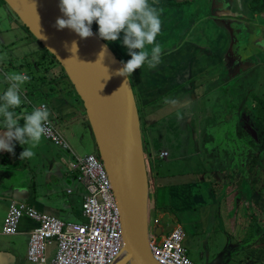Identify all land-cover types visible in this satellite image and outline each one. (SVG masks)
I'll return each instance as SVG.
<instances>
[{
    "label": "crops",
    "instance_id": "0c3cea01",
    "mask_svg": "<svg viewBox=\"0 0 264 264\" xmlns=\"http://www.w3.org/2000/svg\"><path fill=\"white\" fill-rule=\"evenodd\" d=\"M149 3L158 10L162 21L161 32L156 38V43L161 46V62L153 69L145 65L129 78L140 117L147 164L150 169L155 168L150 170L151 178L149 174L150 212L157 210L170 217L166 226L168 233L174 228L171 226L172 221L174 226L181 227L184 224H196L199 219L195 213L210 206V199L213 203L212 195L215 196V193L205 190L211 185L210 181H206V162L211 159L207 152L213 154L219 150L221 153L223 149L219 142L210 139L211 134L207 130L210 125L204 121L212 115L211 121L223 124L226 121L223 113L231 108L232 101L239 98L236 96L237 90L232 87L247 77L254 67L252 61L255 62V57L258 59L257 65H264V0H149ZM92 29L98 34L99 25L94 23ZM122 40L123 33L120 41L105 42L126 63L131 57L122 45ZM150 49L151 46H148ZM14 65L20 68L15 61ZM37 65L36 71L41 73L39 77L43 82L52 84L58 79L52 77L47 81V70L42 71ZM239 65L242 68L239 73H235ZM0 68L3 69L2 64ZM50 71L55 75L53 70ZM36 85L41 90L40 81ZM8 87L9 81L0 78V95ZM65 87L72 101H67L63 95L67 93L66 90L59 91V95L50 102L41 104L49 105V118L56 127L59 123L63 127L72 123L73 129L78 121L74 117L70 119V115L79 112L80 120L86 116L78 97L72 96L70 87ZM26 94L28 97V92ZM13 111L20 117L21 126L24 123L23 116L31 113L30 107L24 102ZM65 118L70 122H64ZM210 124L215 126L212 122ZM4 131L3 118L0 117V133ZM231 139H228L231 144L229 152L236 157L237 138L231 135ZM23 150L17 142L15 155L0 152V264H33L27 258V251L30 234L36 223L25 217L20 222L17 235L3 234L12 201L26 203L41 213L67 220V223L84 221L82 204L85 189L77 181L76 173L70 170L69 162L60 161L58 165L53 160L43 161L44 169L35 172L29 159H20ZM162 152L168 153L164 159L159 156ZM34 164L38 167L37 162ZM159 217L155 218L163 225ZM219 218L223 234L239 240L238 247L244 249L247 245L241 241L247 238L245 235L251 226H247L246 231L240 234L237 228L231 236L228 233L235 230L232 217H228L230 221L225 224L221 220L226 217ZM250 234L254 239L248 243L249 249L240 262L248 263L252 257H263L260 250L258 253L255 251L264 248L263 232L260 230L256 237L251 228ZM198 253V257L202 258L203 254L200 251Z\"/></svg>",
    "mask_w": 264,
    "mask_h": 264
},
{
    "label": "rangeland",
    "instance_id": "374dc122",
    "mask_svg": "<svg viewBox=\"0 0 264 264\" xmlns=\"http://www.w3.org/2000/svg\"><path fill=\"white\" fill-rule=\"evenodd\" d=\"M1 2L3 3V1H0V66L2 64L3 69L0 68V78L6 81L7 73L29 74L28 76L30 77V80L23 84L25 88L23 86L21 87L25 105H28V100H31L34 101V104L40 106L42 102H50V100L56 98V96L59 95V91L65 92L66 90L67 93H64L63 95L67 98V101H72L73 99H70L71 95L69 96V91L65 86H68V88L70 87V89H72V87L70 86L62 67L56 64L50 65V63L53 64V60L48 55H45L41 44L33 37H30L14 12L6 6V4H1ZM14 24H16L17 27ZM254 60L256 63L252 61L254 67H252L247 73V77L245 76L242 80L240 79L236 82V87H232L237 90L238 95L236 96H239V98L237 101H232L231 108L225 110L223 113L225 114L226 121H224L223 124H219V122L215 120L211 121L212 115L207 117L204 121L205 124L210 125L209 129H207L209 134H211L210 139L219 142L223 151L220 153V151L217 150L213 154L209 151L207 152V156L211 157V159H207L208 162H206V171L208 170L206 173V181H210L211 185L205 190L206 192L215 193V196L211 194L213 203L212 199L208 196L210 199L208 204H210V206L195 213V216L199 221L196 224H190V226L186 224L182 225L184 228L182 229L185 233L183 247L187 251L188 258L194 264H264V257L255 259L252 257L248 263L240 262V259L244 257L245 251L249 249L248 243L254 239L250 237L251 228L254 229L256 237L260 230L264 235V198L253 193L255 191L253 180L252 183H250V180L246 179L247 181L245 180L239 184V181L242 180L240 175L243 173L244 169L235 168L238 166L243 167L245 165V163H242L238 154L239 147L242 146L243 149H249V144L245 141L248 137L246 133L251 131L250 127L252 133L255 131L254 120H251L249 116V114H255L253 108L254 100L256 98L264 101V65H257L258 59L256 57ZM14 61L20 65V68L15 67ZM35 62L39 65L42 64L40 66L42 71L47 69V77H45L47 81L52 77H58V79L52 84L43 82L39 77V74L41 73L36 71ZM49 68L55 72V75ZM241 68L242 66L239 65L235 73H239ZM246 78H248L247 82ZM37 81H40L41 90L37 89ZM27 92L28 97L26 94ZM71 92L72 96H74L75 92L73 89ZM245 100L246 103H244ZM234 110H236V112ZM78 113L79 112H76L73 115H70V119L73 120L74 117V120L78 121L73 125V129L71 127L72 123H69V126L66 127H63L62 123H59L57 128L70 146L71 151L78 157L83 158L89 154L98 155L96 144L92 138L90 128L88 127L87 118H82V120H80L81 117H79ZM64 122H70V120L65 118ZM211 122L213 125L215 124V126H212L210 124ZM71 130L72 133L70 134ZM237 130L239 131V135L237 134ZM229 131L231 133H229ZM230 134L232 137L234 136V138L236 137L239 140L236 157L235 154L229 152L231 145L229 140H232ZM248 138L250 139V137ZM215 145H217V143H215ZM28 147H30V145H28ZM59 149L60 148L54 146L43 137L39 145L32 149L35 153V155L29 159L32 170L35 172L43 170V161L48 162L53 160L59 165L60 161L66 160L70 163L72 159L75 160L71 151ZM263 159L264 157L261 158V160ZM34 162L38 163V167H36ZM63 168L60 169L63 170ZM152 169L154 170L155 168L152 167L150 169L149 167L150 178L152 177ZM63 172L64 171H62L60 175H62ZM263 179L264 174H262L261 182ZM206 181L205 183H207ZM42 185L46 184L42 183ZM209 189H211V191H209ZM156 216L162 218V222H164V231L167 232L168 227L166 226L170 217L165 213H159L157 210L156 212H149L150 232L154 231L153 225ZM220 216L226 217L221 220L224 224L229 223L230 220L228 217H232L235 230L228 233L229 235L231 234V236L236 233L237 228L240 234L241 232L246 231L247 226H251V228L247 229V234L245 235L247 238H244V240L241 241L243 244L247 245L244 249L238 247L240 243L239 240H235L233 237L228 238L223 234L222 225L220 224ZM62 220L64 222L67 221L64 219ZM174 224H177L176 221H174ZM171 226H176L173 225V221ZM194 228H197L200 232L195 231ZM253 249L255 250V247ZM259 250L261 251L262 256L264 248L256 249L255 251L258 253ZM53 251L50 249L51 254ZM198 251L203 254L202 258L198 257Z\"/></svg>",
    "mask_w": 264,
    "mask_h": 264
},
{
    "label": "water",
    "instance_id": "95a60500",
    "mask_svg": "<svg viewBox=\"0 0 264 264\" xmlns=\"http://www.w3.org/2000/svg\"><path fill=\"white\" fill-rule=\"evenodd\" d=\"M3 1L56 58L83 104L121 215L123 247L113 264H159L149 246V166L140 117L130 78L116 75L122 61L93 29L94 35L86 40L70 29L58 30L57 19L66 18L60 0ZM73 41L77 52L70 50ZM162 229L154 227L153 232L162 235Z\"/></svg>",
    "mask_w": 264,
    "mask_h": 264
},
{
    "label": "built area",
    "instance_id": "2783aa9c",
    "mask_svg": "<svg viewBox=\"0 0 264 264\" xmlns=\"http://www.w3.org/2000/svg\"><path fill=\"white\" fill-rule=\"evenodd\" d=\"M32 111L46 103L35 106L28 100ZM50 119V118H49ZM51 132L44 138L54 146L71 151L70 146L50 119ZM72 152V151H71ZM75 160L69 168L76 173V179L85 189L82 204L84 221L67 223L54 216L41 213L26 203L12 201L9 205L3 234L15 236L25 217L36 223L29 239L27 258L33 264H113L122 247V223L120 210L113 187L104 164L98 155L89 154L83 158L72 152ZM164 159L168 153L162 152ZM154 227H161L154 218ZM185 233L181 226H175L162 235L150 233L151 253L159 264H194L183 247ZM54 247L51 254L50 249Z\"/></svg>",
    "mask_w": 264,
    "mask_h": 264
},
{
    "label": "clouds",
    "instance_id": "9594fccd",
    "mask_svg": "<svg viewBox=\"0 0 264 264\" xmlns=\"http://www.w3.org/2000/svg\"><path fill=\"white\" fill-rule=\"evenodd\" d=\"M59 8L66 18H58L55 27L58 30L70 29L81 39L86 40L94 35V23L99 25V38L109 43L120 41L123 33L122 45L126 47L131 59L126 63L121 62L123 66L117 70L116 75L128 78L145 65L153 69L161 62V46L156 43V38L161 32L162 21L160 13L149 0H60ZM148 46H151L150 51ZM74 48L77 52L78 45L75 41L70 50L73 52ZM105 51L106 46L100 57ZM6 79L9 87L0 95V117L3 118V127L6 129L0 133V152L15 155V145L18 142L24 149L20 159H30L35 155L32 149L51 132V128L47 126L51 113L46 105L37 107L23 116L24 123L21 126L20 117L13 110L24 102L21 86L30 77L24 73H7ZM127 82L128 80L124 85ZM161 227L164 228L162 224Z\"/></svg>",
    "mask_w": 264,
    "mask_h": 264
},
{
    "label": "trees",
    "instance_id": "16d2710c",
    "mask_svg": "<svg viewBox=\"0 0 264 264\" xmlns=\"http://www.w3.org/2000/svg\"><path fill=\"white\" fill-rule=\"evenodd\" d=\"M3 3L5 4L4 1H3ZM23 27L26 30V32L30 35V37H33V35L30 33V31L27 29V27H25L24 25H23ZM42 49H43L45 55L46 56L48 55L53 60V64L50 63V65L56 64V65L60 66V64L58 63V61L56 60V58L53 55H51L44 47H42ZM41 65L42 64H40V65L38 64L37 67H40ZM65 76H66V74H65ZM66 78L68 79L67 76H66ZM68 81L70 83V86L74 90L75 95L77 96L76 91H75L74 87L72 86L69 79H68ZM80 102H81V100H80ZM253 108L256 110V117H255V122H254L255 134L252 135L251 133H246V135L248 137H250V139L247 137V140H245V141L251 147L250 149L253 148V149L257 150V152H253L252 154H250V152H248L246 150L245 155L242 154V155H244L245 165L243 167H239V168L244 169L243 173L240 175V178L242 179L241 183L244 182L246 179L250 180V183H252V180H253L254 190H255L253 193L260 195L261 198H264V179L261 182L262 174H264V159L261 160V158L264 157V153H263L264 150L263 151L261 150V145L264 144V101L255 98ZM31 112H32V109H31ZM88 127H90L89 123H88ZM248 140H249V142H248ZM241 183L239 182V184H241ZM262 256L264 257V253Z\"/></svg>",
    "mask_w": 264,
    "mask_h": 264
},
{
    "label": "flooded vegetation",
    "instance_id": "af4514ba",
    "mask_svg": "<svg viewBox=\"0 0 264 264\" xmlns=\"http://www.w3.org/2000/svg\"><path fill=\"white\" fill-rule=\"evenodd\" d=\"M255 101V100H254ZM255 110V109H254ZM249 116H250V119L251 120H254V122H255V118L254 117H256V110H255V114H253V115H251V114H249ZM254 128H255V126H254ZM250 132H248V133H251L252 135H254L255 134V131H253V133H252V129H251V127H250ZM237 142H239V140L237 139ZM258 146V145H257ZM251 147L249 146V149L248 148H245V149H243V148H240V150L238 151V154H239V156H240V158H241V160H242V162L244 161V155H242V154H245L246 153V150L248 151V152H250V154H252L253 152H257V150H255V149H250ZM245 150V151H244ZM261 150L263 151L264 150V144H262L261 145ZM240 152H241V155H240ZM264 153V152H263ZM244 164V163H243Z\"/></svg>",
    "mask_w": 264,
    "mask_h": 264
}]
</instances>
